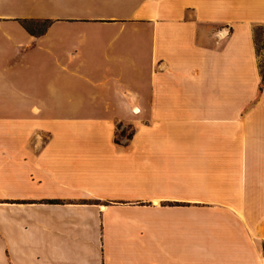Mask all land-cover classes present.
<instances>
[{
    "label": "crops",
    "instance_id": "1",
    "mask_svg": "<svg viewBox=\"0 0 264 264\" xmlns=\"http://www.w3.org/2000/svg\"><path fill=\"white\" fill-rule=\"evenodd\" d=\"M259 25L264 0H0V264H264Z\"/></svg>",
    "mask_w": 264,
    "mask_h": 264
},
{
    "label": "rangeland",
    "instance_id": "2",
    "mask_svg": "<svg viewBox=\"0 0 264 264\" xmlns=\"http://www.w3.org/2000/svg\"><path fill=\"white\" fill-rule=\"evenodd\" d=\"M31 29L34 32H39L41 31L44 27H45V23L42 21H33L30 24ZM253 37H254V41H255V45H256V49L259 55V61H260V65H261V73L262 75L264 74V25H259V26H255L253 28ZM129 45L127 46V51L125 53L126 56L128 57H135L138 58V60L141 62V59L144 60V65H148L149 64V56H150V41L147 43L143 42L142 45H144V51L143 53H138V55L134 52V48H133V44L131 43V41H128ZM88 40H87V44H86V49L83 51V54L85 55V57L87 56V52H88ZM86 63V62H85ZM263 79V83H264V77L262 76ZM120 129V127H119ZM120 131V130H119ZM118 133V132H117ZM122 133H124L125 135H129L130 133V128L128 126H124Z\"/></svg>",
    "mask_w": 264,
    "mask_h": 264
},
{
    "label": "trees",
    "instance_id": "3",
    "mask_svg": "<svg viewBox=\"0 0 264 264\" xmlns=\"http://www.w3.org/2000/svg\"><path fill=\"white\" fill-rule=\"evenodd\" d=\"M34 21V20H33ZM33 21H25L24 22V26L27 28V30H29L30 32H32L33 34H37V33H41V32H43L44 30H45V28L48 26V24H49V20H43L42 22H44L45 23V27L41 30V31H39V32H34L32 29H31V27H30V24H31V22H33ZM263 77H264V74L262 75Z\"/></svg>",
    "mask_w": 264,
    "mask_h": 264
}]
</instances>
